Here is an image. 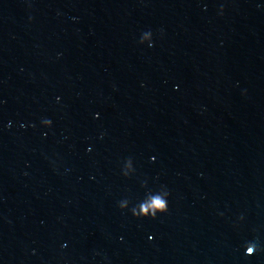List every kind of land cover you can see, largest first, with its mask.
<instances>
[{"label": "water", "instance_id": "water-1", "mask_svg": "<svg viewBox=\"0 0 264 264\" xmlns=\"http://www.w3.org/2000/svg\"><path fill=\"white\" fill-rule=\"evenodd\" d=\"M0 264H264V0H0Z\"/></svg>", "mask_w": 264, "mask_h": 264}, {"label": "clouds", "instance_id": "clouds-1", "mask_svg": "<svg viewBox=\"0 0 264 264\" xmlns=\"http://www.w3.org/2000/svg\"><path fill=\"white\" fill-rule=\"evenodd\" d=\"M155 207H157V208H161V207H163V205L160 203V201H156L155 202Z\"/></svg>", "mask_w": 264, "mask_h": 264}]
</instances>
